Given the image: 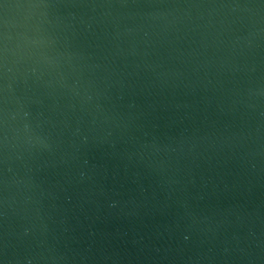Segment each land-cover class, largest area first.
Masks as SVG:
<instances>
[{
  "label": "water",
  "instance_id": "95a60500",
  "mask_svg": "<svg viewBox=\"0 0 264 264\" xmlns=\"http://www.w3.org/2000/svg\"><path fill=\"white\" fill-rule=\"evenodd\" d=\"M0 264H264V0H0Z\"/></svg>",
  "mask_w": 264,
  "mask_h": 264
}]
</instances>
